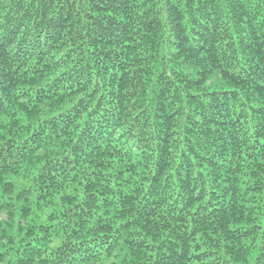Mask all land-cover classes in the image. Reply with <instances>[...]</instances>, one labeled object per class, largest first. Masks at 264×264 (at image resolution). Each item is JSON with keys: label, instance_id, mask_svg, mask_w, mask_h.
Listing matches in <instances>:
<instances>
[{"label": "trees", "instance_id": "obj_1", "mask_svg": "<svg viewBox=\"0 0 264 264\" xmlns=\"http://www.w3.org/2000/svg\"><path fill=\"white\" fill-rule=\"evenodd\" d=\"M0 262L264 264V0H0Z\"/></svg>", "mask_w": 264, "mask_h": 264}, {"label": "rangeland", "instance_id": "obj_2", "mask_svg": "<svg viewBox=\"0 0 264 264\" xmlns=\"http://www.w3.org/2000/svg\"><path fill=\"white\" fill-rule=\"evenodd\" d=\"M206 87L208 88V89H220V83H218V76L217 75H215V76H213L211 79H210V81L206 84ZM0 264H5V263H1L0 262Z\"/></svg>", "mask_w": 264, "mask_h": 264}]
</instances>
